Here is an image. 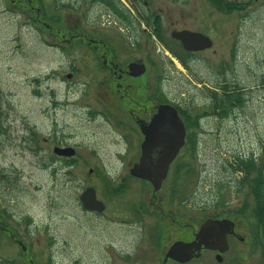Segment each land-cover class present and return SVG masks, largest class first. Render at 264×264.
I'll return each instance as SVG.
<instances>
[{"label": "rangeland", "instance_id": "374dc122", "mask_svg": "<svg viewBox=\"0 0 264 264\" xmlns=\"http://www.w3.org/2000/svg\"><path fill=\"white\" fill-rule=\"evenodd\" d=\"M39 1L0 0V260L160 264L158 234H164L169 245L188 232L183 224L190 219L187 212L203 218L207 187L212 186V193L218 190L223 163L237 154L264 157V0H245L247 6L231 12L206 0H156L174 18L220 23L216 30L210 28L213 45L196 69L206 75L224 60L225 82L244 91L242 103L224 118H200L198 146L189 152L184 148L181 154L185 169L190 166L193 172L173 181L174 165L158 189L149 180L131 176L128 160L135 154L134 148L127 151L125 127L112 118L94 116L92 88L66 77L72 60L84 66L79 56L90 43L82 44L75 35L93 29L86 17L90 5L45 0L44 11ZM149 47L167 65V82L174 89L183 70L167 58L163 47L153 42ZM204 110L194 103L191 111L198 118ZM56 144L74 145L76 163L60 160L53 150ZM119 150L126 157L118 156ZM107 180L121 187L110 191ZM89 184L106 202L104 211L82 205L79 195ZM241 196L224 192L232 204ZM204 263L200 258L185 264Z\"/></svg>", "mask_w": 264, "mask_h": 264}, {"label": "flooded vegetation", "instance_id": "af4514ba", "mask_svg": "<svg viewBox=\"0 0 264 264\" xmlns=\"http://www.w3.org/2000/svg\"><path fill=\"white\" fill-rule=\"evenodd\" d=\"M79 1L90 5V15L87 13L86 17L94 24L90 34L82 31L75 35L82 44L85 42L90 45L79 56L85 60L84 66L83 62L79 65L72 60L66 77L92 88L93 102L90 109L94 116L112 118L115 123L125 127L127 151L128 148H134L135 154L128 160L131 171L142 155L144 128H147L160 108L166 104L176 108L185 126L184 142L171 161L170 169L174 165L187 163L181 159L182 150H193V135L200 133L198 124L203 125L200 118L225 117V109L216 106L213 92L223 93L227 83L226 68L223 60L219 62L218 72L213 70L206 75L200 74L196 69L197 63L203 52L213 44L205 48H186L177 33L192 30L212 38L210 28L216 30L220 23L214 21L210 25L204 19L200 23H194V20L174 18L169 11L164 12L156 0ZM206 1L212 4L211 0ZM39 2L42 9L47 11L46 1ZM150 42H153L154 47L157 44L159 48L163 47L167 58L183 70V77L177 79L174 89L167 82L170 79L167 65H162L151 48H147ZM186 71L190 73L187 72V75ZM238 90H241L240 87ZM200 92L203 93L200 95ZM194 103L205 107L203 115L198 114V118L192 112ZM166 122L170 121L165 120L163 125L161 123L162 130L165 128L169 133L177 130ZM123 151L119 150L118 156L121 158L127 155ZM57 155L63 161H72L75 156ZM75 160L71 164H75ZM236 163V159L223 163V175L218 179V190L215 189V193H212V186L207 187L210 193L206 198L201 220L194 215L190 216L186 211L185 215L190 219L183 224L188 232L169 245H165V235L158 234L156 245L160 249L159 253H164L157 255L160 264H169V260L185 264L200 258L204 259V264H264V214L260 209L262 207L264 210V157H256L252 168L248 165L235 167ZM131 176L148 181L133 172ZM226 190L233 195L242 196L237 203H228L230 201L224 198ZM243 220L246 221L244 228ZM206 222L200 237L198 232ZM1 228L10 233L27 251L26 245L10 229L3 225ZM28 234L31 235L29 231ZM177 240L187 242L186 247H180L177 253L181 257H189L188 259L168 255L169 249Z\"/></svg>", "mask_w": 264, "mask_h": 264}, {"label": "water", "instance_id": "95a60500", "mask_svg": "<svg viewBox=\"0 0 264 264\" xmlns=\"http://www.w3.org/2000/svg\"><path fill=\"white\" fill-rule=\"evenodd\" d=\"M177 36L182 39L186 48H205L213 44L212 38L202 32L183 30L179 31ZM165 120L170 121L166 123L169 126H174L177 130L172 133L166 132L165 128L162 130L161 123L163 125ZM144 130L145 138L142 142V155L132 167V172L136 176L148 179L152 182L154 188L158 189L169 172L171 161L184 142L185 126L176 108L171 104H166L160 108V111ZM53 150L59 155L68 156L75 155L77 152L76 147L69 144H56ZM92 170L93 167H90V171ZM79 198L87 209L103 211L106 208V202L98 196L97 188L94 185H87L80 193ZM206 224L207 222L201 226L198 236L203 235ZM186 243L183 240L175 241L169 249L168 255L182 260L188 259L189 257H181L177 253L180 247H186Z\"/></svg>", "mask_w": 264, "mask_h": 264}, {"label": "trees", "instance_id": "16d2710c", "mask_svg": "<svg viewBox=\"0 0 264 264\" xmlns=\"http://www.w3.org/2000/svg\"><path fill=\"white\" fill-rule=\"evenodd\" d=\"M212 4L220 11L223 12H231L235 9H239V8H243L245 6H247V2H245L244 0H211ZM61 6H66L67 3L66 2H62L60 4ZM249 14H246L245 16H248ZM264 82V81H263ZM239 85L234 83V86L231 83H225L224 85V91L223 93L220 92H213L214 96H215V104L216 106H221V108H224L225 111L223 112L224 115L226 116L227 114H229L230 112H232V110H234L236 108L237 105H239L238 103H242L243 101V96H244V91L238 90ZM244 105V104H242ZM241 105V106H242ZM193 141L195 142V148L197 147L199 141H198V134H194L193 135ZM263 149H264V145H263ZM257 157V155H255V153H250V155L245 154V155H241V154H237L234 155V159H236V166L235 167H251V165H254V159ZM74 157L71 159H66L65 164H70L72 162H74ZM187 163H181V164H177L174 168V177H173V181H176L181 175L183 174H191L193 172L192 167L188 166L187 169H185ZM248 165V166H247ZM254 167V166H253ZM189 176V175H187ZM108 182V183H107ZM106 182V186L110 191H117L121 185H114L112 181L107 180ZM123 185V184H122ZM176 187V186H174ZM177 188H174L172 190V194L174 195V193L176 192ZM261 211L264 214V210L262 209V207L260 208ZM139 216H141L140 211L137 213ZM0 264H11L10 261L8 259H1L0 260Z\"/></svg>", "mask_w": 264, "mask_h": 264}]
</instances>
